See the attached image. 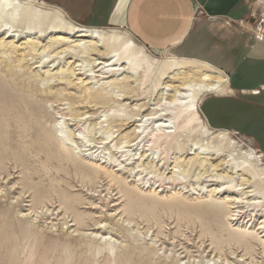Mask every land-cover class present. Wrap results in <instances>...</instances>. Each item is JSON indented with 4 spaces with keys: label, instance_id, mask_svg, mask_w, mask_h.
Instances as JSON below:
<instances>
[{
    "label": "rangeland",
    "instance_id": "374dc122",
    "mask_svg": "<svg viewBox=\"0 0 264 264\" xmlns=\"http://www.w3.org/2000/svg\"><path fill=\"white\" fill-rule=\"evenodd\" d=\"M88 3L0 0L7 13L52 14L66 27L119 32L150 60L184 59L176 49L152 51L124 28L87 17ZM197 16L206 17L201 10ZM229 26L263 40L264 0H247L245 16ZM2 33L0 68L20 71L26 96L34 101L11 123L0 124V264H264V215L259 214L264 207L258 206L264 203L256 191L249 192L251 175L243 176L247 187L241 192L216 194L223 185L216 174L231 177L225 184L236 189L240 177L200 166L191 150L212 133L226 131L242 151L254 148L264 168L258 65L245 69L253 86L248 90L258 91L253 95L238 87L242 78L235 86L227 73L200 61L226 78L231 93L200 95L197 121L195 112L179 103L183 100L174 102L179 94L168 90L180 86L178 72L186 69L161 75L140 61V53L132 74L125 63L110 67L125 72L99 75L89 63L97 54L66 53L94 40L64 31L13 32L6 39ZM30 42L36 50L27 48ZM34 50L39 55L32 58ZM126 84L133 91L127 93ZM71 160L81 168L70 166ZM213 201L220 205L212 207Z\"/></svg>",
    "mask_w": 264,
    "mask_h": 264
},
{
    "label": "bare ground",
    "instance_id": "6f19581e",
    "mask_svg": "<svg viewBox=\"0 0 264 264\" xmlns=\"http://www.w3.org/2000/svg\"><path fill=\"white\" fill-rule=\"evenodd\" d=\"M3 7L4 6H0V22L5 23L6 25H11L9 28H6V25L0 26V33L3 32V38L5 39L11 38L13 36V32H18L17 34L20 35L28 33L29 36L32 34L37 35V33H54L64 31V33L68 37H86L88 39L94 40V44L92 45H90V43L87 44L85 42H79V44H76L74 46L73 50H68L66 51V53H70L71 51H73L75 57L78 58L80 56L83 58L87 56L88 53L94 52V54H97V58L90 60L89 63L91 66V70L93 72L100 73L99 75L110 73H112V75L117 73L118 75L119 71L121 70L125 72V67H121L120 69H118V67L117 69L110 68L116 64L117 66H120L121 64L125 63L129 64V67L127 69L131 71L126 73L132 74V72H134L136 69L134 61L136 62V57H139L137 55H139L140 53V56L143 57L140 59V61L145 63L149 70L160 72L161 75H165L168 73L170 74L175 71H180L181 69H186L187 72H178V74H182V77L178 80L180 86L168 88V90L179 94L176 95L174 102L183 100L179 103L186 106L190 111H193V113L195 112V117L197 115L196 112L198 97L200 95L204 93H214L217 95L229 93L228 86L226 84V78L211 69V67H209V65H207L206 63H202L200 61L197 62L195 60L185 58L157 62L156 60H150L149 58H147L144 54H142V52L138 50V46L131 39L126 38V36L120 34L119 32H117V34L115 32L104 33L97 28L76 26L72 24H68V26L66 27V24H63L64 22L60 16H52V14L50 15L37 13L30 15L27 11H25L23 15H21V13H18L17 11L7 13L5 8ZM49 16H52L53 20H51ZM37 47L38 46L35 42H30V46H28L27 48H32L36 50ZM99 47L103 48V52H100ZM37 51H35L34 54L31 55L32 58L38 57L39 54ZM104 59L107 60L105 61ZM20 64H28V60ZM22 76L23 75L20 71L13 70V68L9 65L0 68V124L9 123L13 118L19 117L18 115L23 110H30L31 108H33L32 102L34 100H28L27 98L26 93H28V91L26 90V88L28 87V84L21 81L20 78H22ZM125 79L130 82V80H128L130 79L129 77ZM192 79H197L200 83L189 84ZM126 85L128 86L127 93L133 91V88L129 87L128 84ZM183 91L186 94L188 93V95H184ZM257 93L258 91L255 90L254 94L256 95ZM35 112H37V110H32V113ZM215 133L216 134L212 133L211 135H209V137L205 138L207 141L205 144H198V148L194 147L195 144L191 146V150H195L194 154L197 155V157H199L200 159L199 165L202 167L208 166L214 172H218L219 170H226V174H234L240 177V183L237 184L239 188L236 189L235 187H230L229 184H225L228 183L225 182L226 178L231 177L220 176L216 174V182L221 183L223 185L219 186L215 193H226L227 191L232 190L238 193V191L247 187V180H245L243 176L251 175V180L253 184L252 187L254 188V190L249 192L256 191L258 194L261 195L262 201L264 203V168H259L261 161L259 159L258 153L254 150V148L242 151L239 142L233 141L229 137L228 133H226V131H217ZM201 134L202 136L206 135V131H204L203 128L201 130ZM47 146L51 148L50 145ZM71 161L73 163V160ZM74 163L70 164V166L74 165ZM74 166H76V163ZM78 166L79 165L77 164L76 167ZM78 168L81 167L79 166ZM85 168L86 167H84V169ZM262 201L260 200V202H258L257 204L262 203ZM219 205L220 204L216 201L211 202L212 207L217 208ZM258 206L264 207L262 204H259ZM259 214L264 215V213Z\"/></svg>",
    "mask_w": 264,
    "mask_h": 264
},
{
    "label": "crops",
    "instance_id": "0c3cea01",
    "mask_svg": "<svg viewBox=\"0 0 264 264\" xmlns=\"http://www.w3.org/2000/svg\"><path fill=\"white\" fill-rule=\"evenodd\" d=\"M87 1V17L124 28L152 51L176 49L182 58L219 68L235 86L242 78L238 87L243 93L255 95V90H248L253 86L245 69L258 65L262 77L257 86L264 90V39L228 28L245 16L247 0H104L101 7L94 5L95 0ZM199 10L205 18L197 16Z\"/></svg>",
    "mask_w": 264,
    "mask_h": 264
},
{
    "label": "built area",
    "instance_id": "2783aa9c",
    "mask_svg": "<svg viewBox=\"0 0 264 264\" xmlns=\"http://www.w3.org/2000/svg\"><path fill=\"white\" fill-rule=\"evenodd\" d=\"M258 29H259V30H261L262 28H261V27H259Z\"/></svg>",
    "mask_w": 264,
    "mask_h": 264
}]
</instances>
